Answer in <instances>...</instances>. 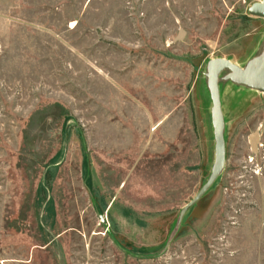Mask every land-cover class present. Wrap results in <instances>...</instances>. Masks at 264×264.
<instances>
[{"label": "rangeland", "instance_id": "obj_1", "mask_svg": "<svg viewBox=\"0 0 264 264\" xmlns=\"http://www.w3.org/2000/svg\"><path fill=\"white\" fill-rule=\"evenodd\" d=\"M260 1L0 0V264H264L263 94L220 82L176 227Z\"/></svg>", "mask_w": 264, "mask_h": 264}, {"label": "water", "instance_id": "obj_2", "mask_svg": "<svg viewBox=\"0 0 264 264\" xmlns=\"http://www.w3.org/2000/svg\"><path fill=\"white\" fill-rule=\"evenodd\" d=\"M248 15L264 20V0L252 4L248 8ZM206 88L211 101L210 121L214 139V162L211 173L197 195L182 208L176 227L181 217L207 192L221 175L225 164L224 116L221 109L220 87L221 81L231 82L243 89L255 91L264 95V46L261 51L251 58L243 67H239L226 59L209 60L204 73Z\"/></svg>", "mask_w": 264, "mask_h": 264}, {"label": "flooded vegetation", "instance_id": "obj_3", "mask_svg": "<svg viewBox=\"0 0 264 264\" xmlns=\"http://www.w3.org/2000/svg\"><path fill=\"white\" fill-rule=\"evenodd\" d=\"M252 138H254V140H252ZM250 140H251L252 145H255L256 142H257V137H256V136H252V137L250 138Z\"/></svg>", "mask_w": 264, "mask_h": 264}, {"label": "bare ground", "instance_id": "obj_4", "mask_svg": "<svg viewBox=\"0 0 264 264\" xmlns=\"http://www.w3.org/2000/svg\"><path fill=\"white\" fill-rule=\"evenodd\" d=\"M252 140H254V138H252Z\"/></svg>", "mask_w": 264, "mask_h": 264}]
</instances>
